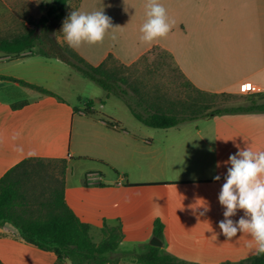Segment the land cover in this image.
<instances>
[{
    "label": "crops",
    "instance_id": "1",
    "mask_svg": "<svg viewBox=\"0 0 264 264\" xmlns=\"http://www.w3.org/2000/svg\"><path fill=\"white\" fill-rule=\"evenodd\" d=\"M158 2L166 9L171 27L165 37L148 44L140 39V28L147 19L144 0H80L73 11L103 9L117 27L103 43L71 49L92 66L100 65L109 55L130 66L159 47L172 57L196 91L247 95L246 86L255 85L264 95V0ZM20 12L33 15L23 0H0V32L10 31L11 25L22 19ZM30 27L28 24L25 29ZM63 41L68 46L64 37ZM68 71L77 73L58 59L29 51L0 56V180L23 161L40 160L48 171L60 167L66 204L83 223L88 224L71 205L72 193L99 188L107 202L103 209L115 212L119 218L115 226L121 224L123 234L128 222L155 225L159 221L163 224L161 249L180 261L196 262L177 253L190 246H204L223 256L221 251L240 255L246 261L256 255L255 248L248 246L254 242L247 233L232 240L221 233L218 225L224 219V208L218 195L230 167L225 162L238 151L237 146L264 151V116L199 119L162 130L135 118L121 119L106 103L98 107L96 98L88 99L93 102L88 114L86 95L77 92ZM8 78L43 88L62 101ZM19 102L26 104L15 108ZM100 113L113 122L97 119ZM87 117L92 121L88 129ZM216 175L221 177L219 181L213 179ZM202 205L209 210L204 212ZM243 214L240 210L232 219ZM104 224L106 220L102 229ZM194 225L211 230L204 237L212 242H198L197 235L188 242ZM17 233L9 224L0 227L2 264H57L54 253L20 240Z\"/></svg>",
    "mask_w": 264,
    "mask_h": 264
},
{
    "label": "trees",
    "instance_id": "2",
    "mask_svg": "<svg viewBox=\"0 0 264 264\" xmlns=\"http://www.w3.org/2000/svg\"><path fill=\"white\" fill-rule=\"evenodd\" d=\"M68 2L69 0H53L46 6V15L42 16L37 23H33L21 35L10 39H0V52L19 56L29 51L31 54L46 59H58L101 87L107 97L113 96L120 99L135 119L156 129L165 130L187 121L219 115L264 113V95L261 94H256L245 105L216 109L208 114L206 112L204 114L195 105L169 103L161 97H157L155 101H149L139 86L142 83L133 82L129 75H125V72L157 50L166 53L159 47L153 48L130 66L122 64L112 55H109L100 65L92 66L69 46L48 44L45 40L48 23L53 17L56 19L64 17ZM112 63L117 64L116 67H112ZM8 79L40 93L55 96L62 101L57 95L43 88L14 78ZM25 104L26 102H19L14 107L20 108ZM92 105V101L86 104L88 114H90L89 108ZM32 166L46 168L44 162L40 160H26L0 180V227L6 224L11 225L18 232L17 236L20 240L41 250L54 253L57 257V264H118L120 260L118 258L112 260V256L124 238L122 225L109 227L104 224L103 240L98 244L95 243L90 235V226L81 222L66 204L63 173L61 172L59 180L49 179L50 192L46 197H41V200L31 193V189L27 188L28 169L34 170ZM35 173L38 175L40 171L35 169ZM153 236L163 241V224L159 221L154 225ZM144 250L145 252L141 254L135 251L131 254L142 264H198L180 261L163 252L161 248L151 245L144 246ZM240 264H264V254L255 255Z\"/></svg>",
    "mask_w": 264,
    "mask_h": 264
},
{
    "label": "rangeland",
    "instance_id": "3",
    "mask_svg": "<svg viewBox=\"0 0 264 264\" xmlns=\"http://www.w3.org/2000/svg\"><path fill=\"white\" fill-rule=\"evenodd\" d=\"M26 4L27 10L33 12V15L28 17V15H23L22 19L19 18L17 24L11 25V30L8 32H0V39L14 38L21 35L26 29L25 27L29 24L37 23L40 18L46 15V6L51 4L53 0H23ZM80 0H70L64 11V17L62 19H56L55 17L51 18L48 23V29L45 34L46 42L52 43L53 45H63L64 34L61 32L63 21L71 13L73 9L77 6ZM146 4V0H144ZM129 3H132L130 1ZM133 4H136L133 3ZM129 5V4H127ZM143 9V6L140 7ZM146 16V10H145ZM31 23V24H30ZM36 51V50H35ZM4 53H0V56H4ZM117 64L112 63V67H116ZM63 66V65H60ZM65 68V67H64ZM75 69V68H74ZM70 70V69H69ZM76 70V69H75ZM69 75L73 76L72 80L74 81L75 89L77 92H80L83 95H86L87 103L90 101L88 99H98L95 100L97 106L100 104L106 103L110 110L115 111L116 115L124 120H134V116L131 114L127 106L118 98L110 96L106 97V93L99 87L97 84L93 83L80 72L68 71ZM64 73V72H63ZM125 75H129L133 82L142 85L139 86L142 88V92L145 94L146 98L149 101H155L157 97H161L169 103H176L180 105H195L206 114L221 108H229L241 106L249 103V101L254 98L255 95H229V94H208V93H199L196 91L183 77L177 66L175 65L172 57L168 53L157 50L152 55H149L146 59L140 61L134 68H131L128 72H125ZM74 78V79H73ZM76 80V81H75ZM69 101H75L74 98H69ZM205 114V113H204ZM248 114V113H241ZM251 114V113H250ZM252 114H261L264 116V113H252ZM228 116H239V114H230V115H220L214 116L211 118H203L201 120H217L220 118ZM84 118V117H83ZM97 119L101 118L103 121L113 122V118L107 116L106 114H98ZM79 119V117H78ZM95 119V120H97ZM85 120V119H84ZM92 121L87 117V129L90 128ZM33 169H28L29 171V182L27 183V188L31 193L37 198L46 197L48 192H50V178L60 179V167L52 171H48L47 168L42 169L39 167L32 166ZM35 169L40 171V174L35 173ZM51 169V168H50ZM40 175V176H39ZM51 175V176H49ZM41 179H38V178ZM49 190V191H48ZM87 192V193H86ZM72 201H74L72 206L78 211L79 215L83 217L90 226L91 237L95 243H100L103 240L102 226L103 221L106 220L108 226L113 227L117 224V216L114 211L105 212L102 204H107L103 196L105 193L99 188L90 189L84 191L78 189L72 193ZM42 200V199H41ZM111 204H115V200H111ZM75 202L77 204H75ZM110 204V203H108ZM37 206V204H36ZM107 206V205H106ZM108 210V209H107ZM124 239L120 244L118 250L112 256V260L115 258L122 261L124 264H142L134 256L132 252H137L139 254L145 252L144 246L150 245L153 241V229L154 224L151 222H141V224H133V222H128L124 224ZM211 232V230L206 229V226L194 225L191 226V236L187 239L188 242L196 240L198 236V242L211 243L212 241L204 237ZM18 235V234H16ZM229 242H221V244L226 245ZM232 243V242H230ZM195 248V246H190L186 248L185 251L177 252L181 258L187 259L190 262L196 261L200 264L206 263H217L222 264L224 261H233V263L240 264L246 261V258H240V255L227 254L224 251H221L223 255L213 253L210 249ZM213 250V248H212ZM163 251V250H162ZM164 252V251H163ZM241 259V260H236ZM244 259V260H243ZM119 261V262H120ZM241 261V262H238ZM195 262V263H196ZM94 264V263H88ZM119 264V263H118Z\"/></svg>",
    "mask_w": 264,
    "mask_h": 264
},
{
    "label": "clouds",
    "instance_id": "4",
    "mask_svg": "<svg viewBox=\"0 0 264 264\" xmlns=\"http://www.w3.org/2000/svg\"><path fill=\"white\" fill-rule=\"evenodd\" d=\"M147 19L140 28L141 41L151 44L158 38L165 37L170 31L166 9L158 0H147ZM117 27V26H116ZM112 20L103 9L92 12L71 11L63 21L61 32L68 46L73 50L82 45L103 43L110 30H114ZM225 162L230 165L224 177L219 195V204L224 208L219 229L226 238L232 240L238 234L247 233L254 243L256 255L264 254V151H253L250 148L239 149ZM214 180L221 177L216 175ZM204 212L209 209L202 205ZM243 215L233 220L237 212ZM204 213H201L203 215Z\"/></svg>",
    "mask_w": 264,
    "mask_h": 264
},
{
    "label": "built area",
    "instance_id": "5",
    "mask_svg": "<svg viewBox=\"0 0 264 264\" xmlns=\"http://www.w3.org/2000/svg\"><path fill=\"white\" fill-rule=\"evenodd\" d=\"M247 95H256V94H261L262 89L258 86L255 85H249L248 88L246 89ZM116 128V126H114Z\"/></svg>",
    "mask_w": 264,
    "mask_h": 264
},
{
    "label": "water",
    "instance_id": "6",
    "mask_svg": "<svg viewBox=\"0 0 264 264\" xmlns=\"http://www.w3.org/2000/svg\"><path fill=\"white\" fill-rule=\"evenodd\" d=\"M151 246L157 247V248H162L163 243L161 240L157 239L154 237L153 241L150 243Z\"/></svg>",
    "mask_w": 264,
    "mask_h": 264
},
{
    "label": "snow or ice",
    "instance_id": "7",
    "mask_svg": "<svg viewBox=\"0 0 264 264\" xmlns=\"http://www.w3.org/2000/svg\"><path fill=\"white\" fill-rule=\"evenodd\" d=\"M246 87H248V86H246Z\"/></svg>",
    "mask_w": 264,
    "mask_h": 264
}]
</instances>
